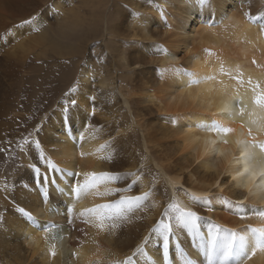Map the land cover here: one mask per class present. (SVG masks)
<instances>
[{"label": "bare ground", "instance_id": "1", "mask_svg": "<svg viewBox=\"0 0 264 264\" xmlns=\"http://www.w3.org/2000/svg\"><path fill=\"white\" fill-rule=\"evenodd\" d=\"M239 1L246 3L245 10L251 9L250 13L256 19L249 20L244 11L240 15L231 14L233 0H212L210 8L200 7L197 0H157L158 11H153L150 16L155 22L150 37L157 40L151 46L155 50L151 53L138 51L140 59L135 57L137 53L121 57L120 64L130 75L136 73L135 68L145 66L144 60L151 63L155 72L149 83L134 89V106L141 104V111L145 116H150L146 119V125L140 128L145 153L142 160L134 155L128 158V151L125 149L122 154L117 145L112 147L103 143L106 137L95 118L98 111L91 107L89 100L78 89L70 95L69 102L75 100L76 103L66 105L67 111L64 106H59L60 109H53L49 116L42 117L38 124L28 130L26 140L31 151H22V148L28 146L23 140L19 150L16 149L15 173L12 177H5L4 171L0 172V216H3L0 221V264H118L133 255L137 246L144 248V255L137 254L134 257L137 264H151L160 255L157 252L161 247L158 242L160 238L153 235L150 243L144 246L143 237L148 235L154 222L160 218L166 204L173 201L188 210L196 211L201 217L198 222L201 225L211 220L237 231L249 224L252 227H264V219L256 215L264 211V185L257 180L249 190L239 187L238 182H222L231 169L239 167L232 162V157L236 154L235 140L242 129L239 127V118H221L220 109L227 101L224 86L219 81L223 80L232 93L245 90L237 89L235 81L221 76L219 69L221 65L233 73L239 69L245 78L250 76L254 81L264 83V67L252 64L255 59L257 64L264 65V31L261 30L264 26V11L260 13L264 9V0ZM29 5L30 0H0V12L15 19L22 17ZM256 5L261 6L260 10L256 9ZM138 23L145 27L150 21L145 22L139 18ZM169 24L176 27L170 28ZM2 25L3 22H0V27ZM11 30L13 34L20 33L16 27H11ZM193 31L195 33L190 37ZM42 34L39 32L29 39L33 42L38 39L41 41V38L44 39ZM147 35L143 37L147 38ZM181 45L184 46L182 52L179 49ZM26 47L27 42L24 40L0 47V123L4 118L5 106L2 93L23 68L24 61L20 64L19 60ZM172 65L179 67L181 72L172 71ZM82 74L79 84L89 79L88 73ZM213 75L216 76L215 81L206 79ZM250 94L248 90L244 96L245 103ZM122 104L127 111L126 115L132 116L128 100H123ZM213 122L236 129V132L226 137L228 145L220 143L219 136L208 130ZM0 125L3 128L5 124ZM120 138L123 141L124 137ZM260 138L264 139V136ZM211 139H217L218 143L208 145L207 141ZM37 140L42 141L40 148H36L33 143ZM151 145L162 149L156 153L159 159L151 157ZM221 151L225 153L224 156L219 155ZM41 152L46 159L41 158ZM81 152L85 154L82 156ZM180 153L183 156L178 159ZM50 165L58 170L53 171ZM33 166L40 168V173ZM45 168H48L47 173L44 172ZM86 171L135 173L140 177L137 185L131 192L121 194L140 195L143 191L151 190L153 195L145 201L143 210H138L135 215L129 214L131 219L114 231L98 229L94 218L87 216L84 217L87 223L76 219L75 224L69 226L64 217L73 204L75 211L72 217H75L86 207L114 202L119 198L118 195L88 196L77 201L74 196L55 191L56 184L64 187L68 179L66 172ZM231 174L235 175V172ZM43 175H47L49 180H55L56 184H41ZM135 178L130 176L110 182L102 186L101 191L104 187L125 188ZM25 185H28L26 190ZM177 186L186 187L190 191L186 194L175 188ZM41 188L50 192L48 203L43 200ZM192 196L201 199L194 201ZM205 196L209 197L210 203H205ZM237 200L243 201V210L235 208ZM51 205L58 210L45 211ZM17 207L31 210L39 223L33 224L21 216L16 211ZM209 208L212 210L209 211ZM241 215L247 218L242 220ZM44 221H54L58 227L45 232L40 227ZM201 231L206 232V226ZM45 235L48 236L47 240L44 239ZM178 239L181 249L186 253L198 250V239L187 230H180ZM53 243L58 253L55 258L49 255ZM173 243H176V238H173ZM77 252L79 256L75 255ZM172 252L176 254V264H184L185 257L176 253L175 248H172ZM188 257L195 259L194 255ZM244 264H264V252L258 251L251 259L245 257Z\"/></svg>", "mask_w": 264, "mask_h": 264}, {"label": "rangeland", "instance_id": "2", "mask_svg": "<svg viewBox=\"0 0 264 264\" xmlns=\"http://www.w3.org/2000/svg\"><path fill=\"white\" fill-rule=\"evenodd\" d=\"M30 1L31 5L22 17L11 19L0 12V22H3L0 47L17 41L27 42L19 60L20 64L24 61L23 68L2 93L5 106L1 123L5 125L3 128L0 125V172L4 171L5 177H12L17 162L14 158L20 143L27 139L28 130L38 124L42 117L49 116L53 109H60L59 106H64L67 111V106L71 104L70 95L77 89L98 111L95 118L106 137L103 143L112 147L117 145L122 154L126 149L128 158L134 155L142 160L145 153L140 128L146 125V119L150 116L144 115L141 104L134 106V89L149 83L155 72L151 63L144 60L145 66L135 68L136 73L130 75L121 66L120 59L132 53H137L135 57L140 59L138 51L151 53L155 50L151 47L157 42L151 39L155 22L150 16L153 11H158L157 0ZM246 6L245 2L233 0V11L230 12L234 15H240L242 11L250 13L251 9L245 10ZM260 8L256 5L257 10ZM262 11L264 9L260 13ZM33 15L38 16V23L19 27L22 20L30 19ZM139 18L150 23L142 27L138 23ZM11 27H16L20 33L13 34ZM39 32L44 34V39L35 42L29 39ZM183 48L181 45V52ZM82 73H88L89 79L79 84ZM92 96L96 100H91ZM123 100H128L132 116L126 115ZM119 137H124L123 141ZM161 150L160 146L151 145V157L159 159L156 153ZM180 154L178 159L183 156ZM137 171L140 172L138 168ZM175 188L186 194L190 191L183 186ZM48 209L54 212L58 210L54 205L48 206ZM33 227L36 228L35 225Z\"/></svg>", "mask_w": 264, "mask_h": 264}, {"label": "snow or ice", "instance_id": "3", "mask_svg": "<svg viewBox=\"0 0 264 264\" xmlns=\"http://www.w3.org/2000/svg\"><path fill=\"white\" fill-rule=\"evenodd\" d=\"M197 4L202 8H210L212 0H197ZM162 7V6H161ZM163 15V13H161ZM249 20H254L251 13H244ZM264 15V14H262ZM38 23V16L33 15L30 19L22 20L19 27L25 25H32ZM170 28H175L173 24H169ZM264 31V26H262ZM252 64L257 67H264V65L257 64L255 59L252 60ZM171 70L179 73L181 69L175 65L171 66ZM221 76L229 77L232 81H235L237 89H244L245 92L236 91L231 92V89L227 85H224V81L220 80L219 84L224 86V96L226 97V103L220 109L221 118L225 120H236L239 118V127L242 132L235 140V155L232 157V162L239 167L231 169L225 176L223 183L230 181L238 182V186L242 188L251 189V187L260 181L261 185H264V83L260 81H254L250 76L245 78L244 73L239 69H236L235 73L232 71H226L223 65L219 69ZM163 78V73H161ZM207 80L215 81L216 76H207ZM250 90V96H248V102L245 103L244 96ZM75 91V89H72ZM231 93V94H230ZM91 100H96L95 96L91 97ZM72 104H75V100H71ZM95 110L93 109V112ZM71 117H69V122ZM175 122V121H173ZM92 125H90L91 127ZM255 126V130L254 127ZM209 131L216 133L219 136V142L228 145L229 140L226 137L236 132V129L230 126H225L218 122H213L208 129ZM31 135V133L29 134ZM83 138V137H81ZM25 145H28V141L25 139ZM36 148H40L42 141H33ZM208 145H216L217 139H211L207 141ZM23 152H30L31 146L22 148ZM85 153L81 152L83 156ZM219 155L224 156L225 153L221 151ZM42 159H46L43 156V152L40 153ZM35 167V166H33ZM53 171H57L54 166H51ZM35 171L40 173V168L35 167ZM64 171V170H59ZM234 171L235 175L231 172ZM44 172H48V168L44 169ZM67 180L64 187H60L56 184L55 180H49L47 175L41 177L40 183L45 182L56 184L55 191L60 194H67L69 197L74 196L77 201L87 198L88 196H111L118 195L119 198L114 202L98 203L92 207H86L83 211L79 212L75 217H72V213L75 211V204L69 208L68 215L64 217L69 226L75 224L76 219L82 220L87 223L84 217L94 218L95 227L98 229L108 228L109 231H114L122 226V223L131 219L129 214L135 215L138 210H143L145 207V201L153 195V191H143L140 195H124L121 193H128L133 190V187L137 185L140 177L135 173H114L110 171H86V172H66ZM135 176L130 184L125 188H107L101 191L102 186H106L110 182H114L125 177ZM28 185L24 186L26 190ZM7 191V189H5ZM40 193L43 196L45 203L49 202L50 192L46 188H41ZM192 200H199L200 197L192 196ZM205 203H210L209 197H203ZM245 207L243 201L237 200L235 202V208L243 210ZM49 209H45L48 211ZM212 209L209 208V211ZM16 211L23 217H26L28 221L33 224L39 222L31 214V210L26 211L24 207H17ZM261 219H264V211L256 213ZM240 218L246 219L245 215H241ZM3 220V216H0V221ZM201 217L196 211L188 210L182 207L175 201L167 203L163 208L160 218L154 222V226L151 227L147 236L143 237V244L147 246L151 238L154 236L160 238L158 241L161 247L157 249L160 253L156 260L151 261V264H176V254L172 252V248H175L176 253L185 257L184 264H244V258L251 259L256 253L264 252V227H252L250 224L241 231H237L232 228H225L215 222L209 220L206 225L198 223ZM207 228L206 232H202V227ZM40 227L47 232L52 227H58L54 221H44L40 224ZM78 227V226H77ZM180 230H187L191 236L198 239V250L195 253H186L180 247V241L178 239ZM173 238H176V243H173ZM44 239H48L45 235ZM57 248L53 243L50 246L49 255L53 258L57 256ZM144 255V248L141 246L136 247V252L128 256L125 260L119 261L118 264H137L134 257ZM201 254L203 259H201ZM79 256L80 253H75ZM189 255H194L195 259L188 258Z\"/></svg>", "mask_w": 264, "mask_h": 264}]
</instances>
